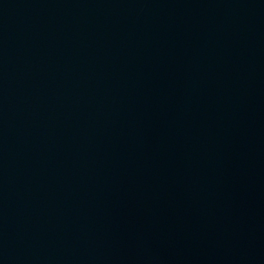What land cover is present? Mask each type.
I'll list each match as a JSON object with an SVG mask.
<instances>
[{"label":"water","instance_id":"1","mask_svg":"<svg viewBox=\"0 0 264 264\" xmlns=\"http://www.w3.org/2000/svg\"><path fill=\"white\" fill-rule=\"evenodd\" d=\"M0 264H264V0H0Z\"/></svg>","mask_w":264,"mask_h":264}]
</instances>
